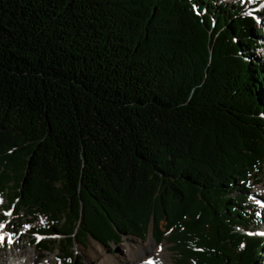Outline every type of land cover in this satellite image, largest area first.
Wrapping results in <instances>:
<instances>
[{
    "label": "trees",
    "instance_id": "obj_1",
    "mask_svg": "<svg viewBox=\"0 0 264 264\" xmlns=\"http://www.w3.org/2000/svg\"><path fill=\"white\" fill-rule=\"evenodd\" d=\"M247 13L0 0V192L63 236L41 247L70 261L82 238H143L150 222L160 240L165 218L176 264H262L242 191L264 169V34Z\"/></svg>",
    "mask_w": 264,
    "mask_h": 264
},
{
    "label": "rangeland",
    "instance_id": "obj_2",
    "mask_svg": "<svg viewBox=\"0 0 264 264\" xmlns=\"http://www.w3.org/2000/svg\"><path fill=\"white\" fill-rule=\"evenodd\" d=\"M221 1L243 5L247 11L256 13L258 17H264V10L261 9L264 0H251V2L245 0L243 4L240 3V0ZM259 21L255 23V30L263 32L261 28L262 19L261 22ZM257 44L262 46V48H258L255 54L262 59L260 60L262 62L264 61V39H258ZM262 117L264 118V112L262 113ZM11 185L12 182H9L8 190L11 189ZM242 192L247 196V205L254 212L253 224L248 229H252L258 234L264 233V169L247 175ZM7 198L8 196L4 191L0 192V201H2L0 203V237H3L0 240V264H5L4 260L8 263L13 260L16 263L20 262L23 264L29 262H33L30 264H109L102 263V257L98 254L93 258H87L85 251L94 242L104 250V253L116 257L119 264H131V262H126L123 258V253L125 254L124 250L130 247L138 249L135 252L138 260L132 264H147L148 261H151L152 264H160L161 260L167 261L168 264H176V252L167 239L169 231L165 229V218L159 221V229L164 232L160 240L157 239V236H154L152 222H150L147 233L143 238L135 235H126L117 243L108 242L105 244L90 236L82 238L81 244L75 242L74 247L68 250L72 252V260L65 261L58 248L51 247L45 250L38 243V241L49 240L50 238L58 241L63 237L57 233L49 237L36 234V230L49 224L47 218L42 215L34 218L27 215L24 211H16L17 200L12 205L7 206ZM8 212H11V215H5ZM150 233L154 243L148 241ZM261 263L264 264V253L261 257Z\"/></svg>",
    "mask_w": 264,
    "mask_h": 264
},
{
    "label": "bare ground",
    "instance_id": "obj_3",
    "mask_svg": "<svg viewBox=\"0 0 264 264\" xmlns=\"http://www.w3.org/2000/svg\"><path fill=\"white\" fill-rule=\"evenodd\" d=\"M148 238H149L148 241L150 243H154L153 240H152L151 233L149 234V237ZM136 250H138V249H134V248H131V247L128 248V249H126V250H124L125 254L123 253V258L125 259L126 262L127 261L129 263L131 262V264L134 263V262H137L138 259H137V255L135 254ZM85 252H86V256H87L88 259L93 258L94 256H96L98 254L100 257H102V263L119 264L118 261H117V259H116V257H113L112 255H109V254L104 253V250L98 244H96L95 242L94 243H91L89 245V249H87ZM4 263L5 264H19L20 262L19 263H16V262H14L12 260V261H10L8 263L7 261L4 260ZM30 263H33V262H29L27 264H30ZM20 264H23V263H20ZM160 264H168V262L161 260L160 261Z\"/></svg>",
    "mask_w": 264,
    "mask_h": 264
},
{
    "label": "snow or ice",
    "instance_id": "obj_4",
    "mask_svg": "<svg viewBox=\"0 0 264 264\" xmlns=\"http://www.w3.org/2000/svg\"><path fill=\"white\" fill-rule=\"evenodd\" d=\"M248 2H251V0H248ZM240 3L243 4L245 3V0H240ZM197 10V5L196 4H193V11H196ZM248 15H251V12L247 13ZM0 203H2V201H0ZM257 203H259V201H257ZM5 215H11V212H8V213H5ZM252 234V233H250ZM261 235H264V233H259ZM3 237H0V240H2ZM42 239V238H41ZM147 264H152L151 261H148Z\"/></svg>",
    "mask_w": 264,
    "mask_h": 264
}]
</instances>
